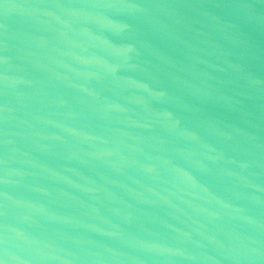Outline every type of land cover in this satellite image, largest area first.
I'll return each mask as SVG.
<instances>
[{
  "label": "water",
  "instance_id": "1",
  "mask_svg": "<svg viewBox=\"0 0 264 264\" xmlns=\"http://www.w3.org/2000/svg\"><path fill=\"white\" fill-rule=\"evenodd\" d=\"M0 264H264V0H0Z\"/></svg>",
  "mask_w": 264,
  "mask_h": 264
}]
</instances>
